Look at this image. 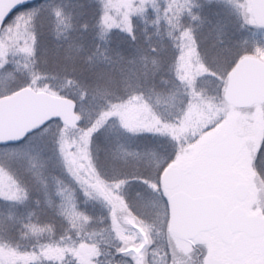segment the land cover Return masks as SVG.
<instances>
[{
	"label": "snow or ice",
	"instance_id": "1",
	"mask_svg": "<svg viewBox=\"0 0 264 264\" xmlns=\"http://www.w3.org/2000/svg\"><path fill=\"white\" fill-rule=\"evenodd\" d=\"M0 85V264H264V0H0Z\"/></svg>",
	"mask_w": 264,
	"mask_h": 264
},
{
	"label": "trees",
	"instance_id": "2",
	"mask_svg": "<svg viewBox=\"0 0 264 264\" xmlns=\"http://www.w3.org/2000/svg\"><path fill=\"white\" fill-rule=\"evenodd\" d=\"M52 31H53V37H52V40H55V39H56V36H55V33H56V24H55V22H54L53 25H52ZM41 40H42V45H47L48 42H47L46 37H42ZM48 46H49V47H52L51 44L48 45ZM0 86H3V85H0ZM101 227H103V225H102Z\"/></svg>",
	"mask_w": 264,
	"mask_h": 264
},
{
	"label": "rangeland",
	"instance_id": "3",
	"mask_svg": "<svg viewBox=\"0 0 264 264\" xmlns=\"http://www.w3.org/2000/svg\"><path fill=\"white\" fill-rule=\"evenodd\" d=\"M0 87H2V86H0ZM0 182L6 183L7 177H0Z\"/></svg>",
	"mask_w": 264,
	"mask_h": 264
},
{
	"label": "water",
	"instance_id": "4",
	"mask_svg": "<svg viewBox=\"0 0 264 264\" xmlns=\"http://www.w3.org/2000/svg\"><path fill=\"white\" fill-rule=\"evenodd\" d=\"M32 2V0H30V3Z\"/></svg>",
	"mask_w": 264,
	"mask_h": 264
}]
</instances>
